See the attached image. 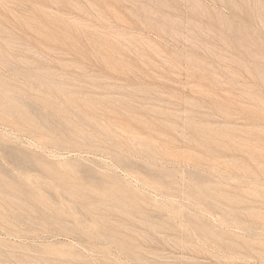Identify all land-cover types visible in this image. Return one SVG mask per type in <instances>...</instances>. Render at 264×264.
I'll return each mask as SVG.
<instances>
[{"label": "rangeland", "instance_id": "rangeland-1", "mask_svg": "<svg viewBox=\"0 0 264 264\" xmlns=\"http://www.w3.org/2000/svg\"><path fill=\"white\" fill-rule=\"evenodd\" d=\"M0 264H264V0H0Z\"/></svg>", "mask_w": 264, "mask_h": 264}]
</instances>
